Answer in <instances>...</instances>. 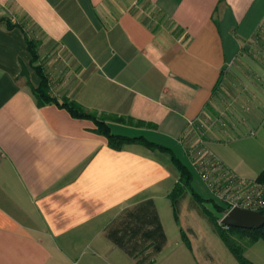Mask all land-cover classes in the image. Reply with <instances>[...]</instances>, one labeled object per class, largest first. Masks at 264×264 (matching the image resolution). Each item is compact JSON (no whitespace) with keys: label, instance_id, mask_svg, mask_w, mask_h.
Wrapping results in <instances>:
<instances>
[{"label":"crops","instance_id":"obj_1","mask_svg":"<svg viewBox=\"0 0 264 264\" xmlns=\"http://www.w3.org/2000/svg\"><path fill=\"white\" fill-rule=\"evenodd\" d=\"M0 8L22 12L49 41L41 63L52 95L107 115L115 134L171 150L111 147L93 120L39 105L22 75L26 66L40 81L27 33L1 21L0 264H152L169 249L177 259L183 235L213 260L199 202L186 192L175 209L169 196L180 178L174 156L202 148L219 163L215 174L249 183L264 170V64L243 54L264 26V0Z\"/></svg>","mask_w":264,"mask_h":264},{"label":"rangeland","instance_id":"obj_2","mask_svg":"<svg viewBox=\"0 0 264 264\" xmlns=\"http://www.w3.org/2000/svg\"><path fill=\"white\" fill-rule=\"evenodd\" d=\"M0 17L4 20H10L13 26L24 28L29 38L38 40L40 42L38 52L41 60L42 56L46 53L45 46L49 44V41L42 34L40 28L36 26V24L31 21L30 18H28L22 12L15 8H0ZM243 52V54L251 55L254 58L256 57L259 62L264 64V26L261 28L260 32L254 38V40L246 45V47L243 49ZM250 76L248 75L249 79L255 77V74L252 73ZM247 93L250 94V91H248ZM95 116L98 119L105 121L108 117L107 115L97 113L95 114ZM186 155L187 159L189 158L188 160L185 158ZM186 155L184 156V153L181 152L183 161L185 163L191 162V157L187 153ZM192 170L194 173L193 186L203 197L214 199L213 201H205V205L207 209H209L215 216H218L221 220L224 214L217 209L216 205H219L220 203H227L228 197L232 198L233 194L235 192L237 193V190L231 189L226 191L227 183H229V181H227L228 176H224L223 178H221L220 175L211 174V179H205L199 169L193 166ZM212 182L215 183V190L210 185V183ZM232 188H235V186H232ZM245 190L246 189H242L240 191L242 193L245 192ZM200 209L203 210L202 207ZM199 215L201 225L204 226V228L208 227V229H210V242L207 241L208 243L206 246H208L209 253H211V255L213 256V260L207 258L206 255L201 252V249H199V247L196 245V241H194L193 250H190V248H188L185 243H181L182 248H180L179 246L176 248V246L174 245L176 253H179L177 259L172 253H170L171 251L169 249V253L157 256L156 261L152 264H174L175 262L181 264H240L234 254L226 246L224 241H222V238L213 223H210V221L207 219L209 218V216H204L200 213ZM235 242L239 247H241V249L244 251V256L247 257L250 261H252L254 264H264V240H259L255 243H251L249 238H235Z\"/></svg>","mask_w":264,"mask_h":264},{"label":"trees","instance_id":"obj_3","mask_svg":"<svg viewBox=\"0 0 264 264\" xmlns=\"http://www.w3.org/2000/svg\"><path fill=\"white\" fill-rule=\"evenodd\" d=\"M1 21L5 22L8 27H13V24L10 20H4L0 17V22ZM26 41L29 52L31 54V67L37 73L40 81L38 84H34L31 81L30 71L26 66H23L22 75L28 78V83L33 93L35 94L39 105L54 102L65 107L73 117L93 120L96 124L95 131L106 136L111 147L121 148L124 144L138 142L153 149L158 148L163 151H171L170 148L150 141L144 136L129 137L125 135L115 134L111 131L109 124L105 120H100L95 116L94 113L86 111L85 108L77 101L70 100L69 98H63L60 101L56 96L52 95L49 84V77L44 72L43 64L41 63L40 55L38 52L40 42L38 40L29 38L28 35L26 36ZM174 162L180 173L179 181L169 194L175 209L178 200L184 195V193L190 192L192 196L199 202L205 214L209 216L222 240L234 254L236 259L240 262V264H254L244 256V251L236 244L235 238H249L251 243H255L259 240H264V225L260 228L243 229L237 227H227L226 225L222 224L220 218L218 216H215L209 209L206 208L205 205V201H213L214 199L204 198L193 188L192 182L194 175L192 170L176 156H174ZM254 182L259 185H264V170L260 172ZM216 207L223 214H225L231 208L228 203H220L219 205L217 204ZM259 210L264 214V208H259ZM175 215L178 216L176 212ZM183 238L187 245L190 247L191 244L186 235H183Z\"/></svg>","mask_w":264,"mask_h":264},{"label":"built area","instance_id":"obj_4","mask_svg":"<svg viewBox=\"0 0 264 264\" xmlns=\"http://www.w3.org/2000/svg\"><path fill=\"white\" fill-rule=\"evenodd\" d=\"M187 154L191 157L195 167L199 169L205 179H211V174L216 173V168L219 163H217V161L212 157V154L208 153L206 150L202 148L197 149L190 147ZM227 178L229 183H227L226 191L231 189L237 190V193L235 192L232 198L228 197L227 203L231 206V208L235 206L256 210L264 208V185H259L255 182L249 183L230 175H228ZM210 185L214 190L216 189L214 182L210 183ZM232 186H235V188H232ZM242 189H246L248 191L245 190V192L241 193L240 190Z\"/></svg>","mask_w":264,"mask_h":264},{"label":"water","instance_id":"obj_5","mask_svg":"<svg viewBox=\"0 0 264 264\" xmlns=\"http://www.w3.org/2000/svg\"><path fill=\"white\" fill-rule=\"evenodd\" d=\"M221 223L227 227L260 228L264 225V214L260 210L235 206L224 214Z\"/></svg>","mask_w":264,"mask_h":264}]
</instances>
